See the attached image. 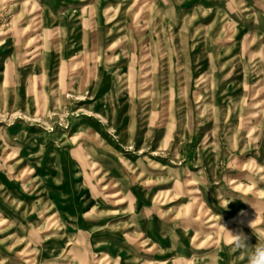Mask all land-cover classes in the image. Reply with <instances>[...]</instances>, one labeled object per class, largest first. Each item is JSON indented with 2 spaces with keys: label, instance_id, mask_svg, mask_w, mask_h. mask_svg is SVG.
Listing matches in <instances>:
<instances>
[{
  "label": "rangeland",
  "instance_id": "374dc122",
  "mask_svg": "<svg viewBox=\"0 0 264 264\" xmlns=\"http://www.w3.org/2000/svg\"><path fill=\"white\" fill-rule=\"evenodd\" d=\"M222 225L264 241V0H0V264H246Z\"/></svg>",
  "mask_w": 264,
  "mask_h": 264
},
{
  "label": "clouds",
  "instance_id": "9594fccd",
  "mask_svg": "<svg viewBox=\"0 0 264 264\" xmlns=\"http://www.w3.org/2000/svg\"><path fill=\"white\" fill-rule=\"evenodd\" d=\"M223 227L226 232V239L224 243L232 252L241 253L243 258L246 260V264H264V241H261L260 238L257 237V244L251 246L248 243V237L242 231L233 233L225 226Z\"/></svg>",
  "mask_w": 264,
  "mask_h": 264
}]
</instances>
